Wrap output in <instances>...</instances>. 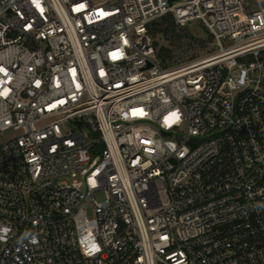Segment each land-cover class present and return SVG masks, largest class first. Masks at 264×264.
<instances>
[{"label": "built area", "instance_id": "obj_1", "mask_svg": "<svg viewBox=\"0 0 264 264\" xmlns=\"http://www.w3.org/2000/svg\"><path fill=\"white\" fill-rule=\"evenodd\" d=\"M0 264H264V0H0Z\"/></svg>", "mask_w": 264, "mask_h": 264}, {"label": "rangeland", "instance_id": "obj_2", "mask_svg": "<svg viewBox=\"0 0 264 264\" xmlns=\"http://www.w3.org/2000/svg\"><path fill=\"white\" fill-rule=\"evenodd\" d=\"M153 22L156 23L152 35L155 48L159 53L162 50L169 53L173 66L205 59L214 52L212 41L200 23L181 26L163 17ZM96 198L102 200L103 195L97 194Z\"/></svg>", "mask_w": 264, "mask_h": 264}, {"label": "trees", "instance_id": "obj_3", "mask_svg": "<svg viewBox=\"0 0 264 264\" xmlns=\"http://www.w3.org/2000/svg\"><path fill=\"white\" fill-rule=\"evenodd\" d=\"M163 18H169L172 23H175L173 18L170 15H166ZM155 24H156L155 22H151L149 24V33L151 34V36L154 34V26H155ZM206 32H207V30H206ZM207 34L209 36L210 41H212V37L210 36V34L208 32H207ZM158 54H159V57L161 59L162 65L164 67L168 68V67H172L174 65V64L170 63V61H169L172 58V56L169 53H167L166 51L162 50V52H160V53L158 52Z\"/></svg>", "mask_w": 264, "mask_h": 264}]
</instances>
